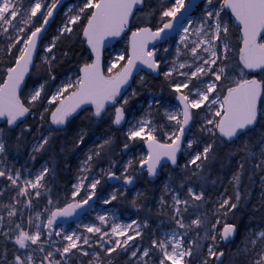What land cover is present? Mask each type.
<instances>
[{
	"label": "snow or ice",
	"instance_id": "6c2138e0",
	"mask_svg": "<svg viewBox=\"0 0 264 264\" xmlns=\"http://www.w3.org/2000/svg\"><path fill=\"white\" fill-rule=\"evenodd\" d=\"M0 42V264H264V0H0Z\"/></svg>",
	"mask_w": 264,
	"mask_h": 264
},
{
	"label": "trees",
	"instance_id": "16d2710c",
	"mask_svg": "<svg viewBox=\"0 0 264 264\" xmlns=\"http://www.w3.org/2000/svg\"><path fill=\"white\" fill-rule=\"evenodd\" d=\"M73 0H71L70 3H72ZM68 3V4H70ZM67 6V4L65 5ZM62 11L61 13L57 16L56 21L53 23L50 31L48 32L47 36L45 37V43L48 41V39L50 38V36L52 34H54L58 24L60 23V16L62 15ZM0 47H3V43L0 42ZM157 84L159 83V81H155ZM154 91H159V89H154ZM165 94H167V89L165 88ZM29 122L31 121V118H29ZM3 124H0V127H3ZM106 127V126H105ZM63 140V134H60V139L53 141L54 144H59L61 143ZM28 151H30V149H22L21 150V154L16 156L14 153L12 155V157H10V162L14 163L16 167H20L21 165L25 164V161H28ZM119 156V150L117 149V157ZM49 159L48 156H38L37 161L35 163L28 161L29 166L34 167V168H39L40 165L44 162V160ZM16 162V163H15ZM71 163H72V171L69 172L65 166L64 163L62 161L58 160V171H57V179L55 181V187H54V191L56 193V195L61 198V200L63 199V197L65 195H70V184L75 182V165L77 163V161L72 158L71 159ZM247 169L249 172H253L254 171V175L252 177V180H248L247 178V174L245 176V181H244V187L245 190L247 192L250 193L251 195V200L249 202V207L248 210L250 212V209L252 206L258 205L259 203V197H260V193H261V176H264V172H260L258 170H253L252 169V165L251 163H248L246 165ZM235 170V161H233V165L231 168H224L221 169L219 167V165L216 166V168L213 171V178H215L217 175L220 176L221 180L223 181V184H217L215 186V188L209 187V192L212 193L213 198L219 194V192L223 191L224 187H227L229 190V194H231V186L228 184V180L230 178V174L232 171ZM166 177V174L164 176L161 177V180L164 179ZM157 183H159V181H157ZM112 186V182H109V185H106V190H109V187ZM156 185L155 184H148L146 183V179H141L137 182V184L135 185V187L133 188V192L130 193L128 195V200L131 199L132 194H134L135 190H143V189H155ZM7 195L4 197L5 200H7ZM45 203L44 200H41L38 204V207H42L43 204ZM115 207L119 213L121 215H125V214H131L133 216V218L135 217V210L132 209L130 207V205L128 204V202L126 200H119V201H113V205L112 207ZM257 218V221L253 223V226H256V223L261 221V218L264 217V213H255L254 214ZM247 219H245V223H247ZM159 223V221L154 217L153 221H152V226L153 228L156 227V225ZM234 251V249H233ZM85 259V264H86V259ZM126 258L125 257H120L118 264H123L124 260ZM229 259H235V260H242V257H234V256H229L226 258L225 260V264H228Z\"/></svg>",
	"mask_w": 264,
	"mask_h": 264
},
{
	"label": "rangeland",
	"instance_id": "374dc122",
	"mask_svg": "<svg viewBox=\"0 0 264 264\" xmlns=\"http://www.w3.org/2000/svg\"><path fill=\"white\" fill-rule=\"evenodd\" d=\"M15 163H16V162H15ZM111 182H112V186L109 187V190H108V191H111L113 187H116V188L119 187V183H118V182H116V181H111ZM105 208H107V209H111L112 206L101 205L100 208H99V210H103V209H105ZM115 209H116V208H115ZM118 213H119V211H118ZM94 215H95L94 213H90L88 217H85V216H84V218H82V220H80L79 222H75V223H72L71 225H65V226L68 227V228H71V229H76L80 223H89V222H90V219H91V220H94ZM119 216H120V217L123 219V221H125V222H127V221H129L131 218H133V216H132L131 214H125V215L123 216V215H121V214L119 213ZM164 227L166 228V227H168V225L165 224Z\"/></svg>",
	"mask_w": 264,
	"mask_h": 264
},
{
	"label": "water",
	"instance_id": "95a60500",
	"mask_svg": "<svg viewBox=\"0 0 264 264\" xmlns=\"http://www.w3.org/2000/svg\"><path fill=\"white\" fill-rule=\"evenodd\" d=\"M70 2H71V0H65V5L68 4V3H70ZM58 15H59V14H58ZM58 15H57V16H58ZM52 25H53V24H52ZM52 25L49 27L48 32L50 31ZM1 122H2V121H0V124H1ZM82 218H84L83 215H81L78 219L75 218V217H74V218H69V219L67 220V222H66V225H70V224H72V223L79 222L80 220H82ZM60 223H65V222H64V221H60Z\"/></svg>",
	"mask_w": 264,
	"mask_h": 264
},
{
	"label": "flooded vegetation",
	"instance_id": "af4514ba",
	"mask_svg": "<svg viewBox=\"0 0 264 264\" xmlns=\"http://www.w3.org/2000/svg\"><path fill=\"white\" fill-rule=\"evenodd\" d=\"M1 124H3V122H1Z\"/></svg>",
	"mask_w": 264,
	"mask_h": 264
}]
</instances>
